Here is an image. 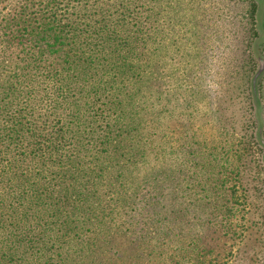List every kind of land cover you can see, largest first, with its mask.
I'll return each mask as SVG.
<instances>
[{"label":"trees","instance_id":"trees-1","mask_svg":"<svg viewBox=\"0 0 264 264\" xmlns=\"http://www.w3.org/2000/svg\"><path fill=\"white\" fill-rule=\"evenodd\" d=\"M136 1L0 0V264H173L183 251L189 264L226 258L223 241L205 244L200 233L189 249L160 250L191 212L182 206L177 216L184 202L164 195L172 180L155 165L165 155L152 148L154 106L140 83L153 79L160 39L131 10ZM249 1L257 31L247 92L264 176V3ZM202 202L215 205L226 232V206Z\"/></svg>","mask_w":264,"mask_h":264},{"label":"rangeland","instance_id":"rangeland-1","mask_svg":"<svg viewBox=\"0 0 264 264\" xmlns=\"http://www.w3.org/2000/svg\"><path fill=\"white\" fill-rule=\"evenodd\" d=\"M134 5L135 16L151 20L160 39L153 79L147 73L140 83L141 100L150 98L154 106L152 148L165 155L155 165L166 169L161 180L164 173L172 180L164 195L184 202L175 203L177 216L182 206L191 212L174 228L172 241L160 243V250L189 249L191 234L200 233L205 244H226V258L224 253L207 255L210 264H264V176L258 173L260 154L252 139L255 124L247 92L255 69L250 51L257 31L253 3L137 0L131 10ZM259 50L264 56V42ZM260 83L264 116V76ZM211 181L218 185L206 187ZM208 198L226 206L232 223L226 232L218 231L222 225L215 205L199 206ZM191 260L193 255L183 251L173 264Z\"/></svg>","mask_w":264,"mask_h":264}]
</instances>
